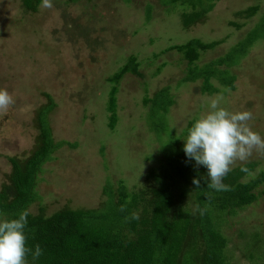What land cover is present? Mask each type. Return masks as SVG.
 Here are the masks:
<instances>
[{
  "label": "rangeland",
  "instance_id": "obj_1",
  "mask_svg": "<svg viewBox=\"0 0 264 264\" xmlns=\"http://www.w3.org/2000/svg\"><path fill=\"white\" fill-rule=\"evenodd\" d=\"M200 1H208L210 8L183 27L180 13L190 6L180 0H52L50 9L39 0L32 11L19 0H0V88L15 100L0 111V187L10 172L7 158H24L33 148L35 110L48 100L46 95L53 104L46 120L54 148L36 173V198L26 207L31 214L103 209L108 187L113 199L119 182L128 192L144 187L148 171L168 167L175 151L186 159L188 124L208 111L210 99L224 88L230 92H223L222 106L251 111L249 124L264 138V35L234 51L263 19L264 0ZM251 6L250 16L239 14ZM190 39L217 42L199 49L188 64L171 47ZM229 53L235 55L230 63H216ZM129 57L138 73L110 80ZM208 65L226 70L233 77L231 87L210 77L216 90L203 92L201 77L182 80L188 67ZM112 87L115 119L110 127L106 106ZM161 87L172 99L163 115L142 101ZM248 161L254 162L252 175L243 181L264 172V154L253 151ZM170 183L178 192L176 178ZM253 192L251 203L230 214L212 212L226 239V262L264 264V180ZM189 193L183 202L192 206ZM0 218L6 219L1 213Z\"/></svg>",
  "mask_w": 264,
  "mask_h": 264
},
{
  "label": "trees",
  "instance_id": "obj_2",
  "mask_svg": "<svg viewBox=\"0 0 264 264\" xmlns=\"http://www.w3.org/2000/svg\"><path fill=\"white\" fill-rule=\"evenodd\" d=\"M19 1L23 9L31 11L39 2ZM180 1L190 6L188 11L182 10L180 13L183 27L198 20L211 6L208 1L205 4L200 0ZM254 10L255 6L247 7L239 14L247 17ZM232 24L237 25L235 22ZM259 33L264 35V16L245 35L244 40L239 41L238 48L234 51H242ZM216 42L203 43L198 39H190L171 48L181 51L186 63L191 64L197 59L199 49L211 48ZM230 53L217 59L216 63H230L235 59V55ZM135 63L133 57H129L109 79L116 80L121 74L130 71L137 74ZM196 77L202 78L203 92L216 90L209 81L210 77H215L230 87L233 79L226 70L208 65L202 68L188 67L182 80L193 81ZM114 92L115 88L112 87L106 106L110 127L115 119ZM46 97L48 100L35 110L37 132L33 148L24 158H7L10 172L7 183L0 187V213L6 219L17 218L35 200L33 187L36 173L54 148L46 120V114L53 104L50 97ZM142 101H150L152 112L161 115L172 103L167 87H161L149 99L144 97ZM191 125L190 122L187 128ZM184 158L186 159H180L179 153L175 151L168 167H162L157 173L148 171L145 177L146 180L149 179L148 183L138 190L128 192L119 182L115 199L112 189L108 187L105 190L107 201L103 209L62 208L47 216L29 213L25 227L27 246L34 250L35 245L39 244L43 253L35 261L29 254V264H232L224 259L226 239L217 229L212 212L225 211L230 214L251 203L256 198L253 189L264 180V172L243 181V176L247 173L242 172L241 167H247L250 171L254 166V162L248 161L233 166L232 171L224 178L223 182L231 187L230 191L209 189L204 180H201L200 188H196L192 183L193 178L206 179L207 169L191 163L186 156ZM175 178L178 190L176 193L170 183ZM187 191H190L192 206L183 202ZM122 205L126 208L124 212L120 211ZM197 205L204 210L203 214L196 210ZM134 212L139 213V219L126 222L125 217H130Z\"/></svg>",
  "mask_w": 264,
  "mask_h": 264
},
{
  "label": "clouds",
  "instance_id": "obj_3",
  "mask_svg": "<svg viewBox=\"0 0 264 264\" xmlns=\"http://www.w3.org/2000/svg\"><path fill=\"white\" fill-rule=\"evenodd\" d=\"M41 7L50 9L52 0H42ZM223 92H230L224 88L220 94L210 99L208 111L195 118L183 139L185 156L194 160L196 165L207 169V177L193 178V185L200 188L204 180L209 189L215 191H230L224 178L232 171L237 162L247 163L253 151L264 154V138L252 130L249 121L253 119L251 111H229L222 106ZM14 97L6 88H0V111H7L14 105ZM242 172L252 175L247 167L242 166ZM125 206L120 207L124 212ZM196 210L203 214V209L196 206ZM29 212L24 210L17 218H0V264H29L28 255L33 261L43 253L39 244L34 250L27 246L25 227ZM138 220L139 213H132L125 217V221Z\"/></svg>",
  "mask_w": 264,
  "mask_h": 264
}]
</instances>
